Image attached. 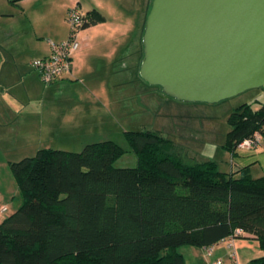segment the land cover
Instances as JSON below:
<instances>
[{
    "label": "trees",
    "instance_id": "obj_1",
    "mask_svg": "<svg viewBox=\"0 0 264 264\" xmlns=\"http://www.w3.org/2000/svg\"><path fill=\"white\" fill-rule=\"evenodd\" d=\"M86 19L83 29L104 21L97 10ZM228 120L233 156L254 133L264 140V105L243 104ZM124 134L133 168L115 166L126 151L111 141L10 163L21 204L0 223V264H185L182 248L211 247L236 230L264 252V176L179 159L156 132Z\"/></svg>",
    "mask_w": 264,
    "mask_h": 264
},
{
    "label": "rangeland",
    "instance_id": "obj_2",
    "mask_svg": "<svg viewBox=\"0 0 264 264\" xmlns=\"http://www.w3.org/2000/svg\"><path fill=\"white\" fill-rule=\"evenodd\" d=\"M128 1L24 0L11 3L10 0H0V42L7 41L10 32H18L19 40L15 41V49L21 52L26 51L24 69L20 66L17 71L12 65L11 76L6 85L8 89L0 93V214H2L3 220L13 214L21 204V195L10 170V163L35 156L37 150L41 148L39 142L47 140H49V145L43 146L51 149H71L75 153L81 151L78 144H68L66 138L54 136L50 141L49 136H36L34 133H30L27 128L28 124H40L42 120L45 122L42 112L43 114L51 113L54 117L59 116L60 113V107L53 108V105H49V103L59 100L58 93L45 92L42 94L41 88L45 87L40 82L41 80H38L33 68L27 63V60H30L31 65L35 60L36 52L32 53V48L37 45L48 48L50 42L55 43V36L69 34L66 19V12L69 9L78 7L80 11L81 8H87V3L94 2L104 13L99 14L111 20L116 17L121 18L122 15L125 16L121 6ZM132 1L134 5L132 8L133 17H131L133 21L137 19V23L131 24L129 31L134 28L133 35H137L139 61H141V38L145 23V20L142 23L143 10L146 5L147 16L152 0ZM86 14L83 13L85 16ZM112 21L110 23L112 26L119 28L122 26L114 25ZM108 22L110 21L107 20L104 25L108 26ZM85 31L86 29H83L80 32L79 40L86 33ZM118 90L119 93L116 96L122 98L121 103L113 106L106 104L113 114L114 127L108 124L105 133L96 132L89 127L83 131V135L76 133V136L69 138L78 142L85 141L86 145L104 141L114 142L126 151L115 162V166L118 168L136 166V156L130 151L124 133L151 131L171 140V149L179 159L187 162L212 160L216 162L220 172L230 173L233 171L235 173L236 163L240 164L241 158L237 157L233 160L234 156L224 148L227 134L231 130L228 119L232 111L243 104H250L253 109H257L260 104L264 105V87L247 90L215 104L185 103L174 100L166 97L159 87L147 85L140 77L137 84L128 83ZM8 95L13 96L15 100H20L21 103L11 100ZM41 95L45 98L44 102ZM107 119V123H109V118L107 117ZM24 123L27 124L23 125ZM258 146L259 149L264 150V140ZM254 172L253 176L256 174ZM234 242L239 264H242L240 263L242 256L244 258L248 256L252 260L264 255L258 241L253 238L243 236L236 238Z\"/></svg>",
    "mask_w": 264,
    "mask_h": 264
},
{
    "label": "water",
    "instance_id": "obj_3",
    "mask_svg": "<svg viewBox=\"0 0 264 264\" xmlns=\"http://www.w3.org/2000/svg\"><path fill=\"white\" fill-rule=\"evenodd\" d=\"M141 44L139 77L174 100L215 104L262 88L264 0H152Z\"/></svg>",
    "mask_w": 264,
    "mask_h": 264
},
{
    "label": "crops",
    "instance_id": "obj_4",
    "mask_svg": "<svg viewBox=\"0 0 264 264\" xmlns=\"http://www.w3.org/2000/svg\"><path fill=\"white\" fill-rule=\"evenodd\" d=\"M86 5H88L86 6L87 8L80 9L82 14L88 13L91 10H97L101 14L102 10L94 2L87 3ZM133 5L132 0H129L126 4H122L121 8L124 9L125 16H120L122 19L118 17L111 19L114 25H122L120 28L118 26H112L110 24L111 20L104 16L102 23L86 28V33L79 40L80 48L72 56L69 73H66L54 83L50 85L43 84L40 81L38 73L33 69L37 74L38 80L45 87L41 88L42 94L45 92L58 93L59 100L49 103V105H53V108L60 107V113L59 116L54 117L51 113L43 114L42 112L43 117H45V122L42 120L40 124H28L27 128L30 130V133H34L36 136H49L50 141L52 139L51 137L60 136L66 138L68 144H78V148L80 147L82 150L87 142H78L75 139L69 138L76 136V133L83 135V131L89 127L96 130V132L101 131L105 133L108 124L111 127L115 126L114 119L112 118L113 114L106 107V104L113 106L121 103L122 98L116 96L119 93L118 89H121L125 84L133 82L137 84L139 81V66L141 62L139 61V45L136 39L137 35H133L134 28L129 31L131 24L137 23V19L134 21L132 19ZM146 7L145 5L142 23L146 19ZM107 20L110 21L108 22V26L104 25ZM67 37L68 33L57 35L55 36V43L64 41ZM18 40V32H10L7 36V41L0 42V55L2 57L0 64V87L2 91L0 93L8 89L6 85L11 76L12 65L15 66L17 71H19L20 66L24 69L26 65V51L21 52L15 49V41ZM34 52H36L35 60L47 57L50 54V46L48 45V48H44L37 45L35 48H32V53ZM30 62V60H27L29 66H31ZM41 96L44 102L45 98L43 95ZM8 98L16 103H21L20 100H15L11 95H8ZM107 117L109 118V123H107ZM26 124L24 123L23 125ZM48 141L39 142L41 148L38 150L51 149L43 146L47 145ZM258 147L249 150L237 149L235 151L236 156L234 155V158L232 157L233 160L237 157L241 158L240 164L236 163V171L249 166V172L252 178L264 176V150ZM62 151L72 152L71 149ZM255 170L257 171L254 172ZM253 172L256 173L255 176H253ZM230 173L234 172L231 171ZM1 217L2 214H0V223L3 220ZM246 238L252 237L246 236ZM180 252L183 255L185 264H214L219 259L222 261V264H233L230 251L221 243L215 245L209 255L205 252L204 248L196 247H185ZM236 258L239 264L237 255ZM241 258L240 263L242 264H246L249 259L251 260L248 256H245V258L242 256Z\"/></svg>",
    "mask_w": 264,
    "mask_h": 264
},
{
    "label": "built area",
    "instance_id": "obj_5",
    "mask_svg": "<svg viewBox=\"0 0 264 264\" xmlns=\"http://www.w3.org/2000/svg\"><path fill=\"white\" fill-rule=\"evenodd\" d=\"M66 19L69 26L67 39L59 43L50 42V54L47 57L36 59L31 63L32 68L36 70L40 80L45 85H50L66 73H69L72 56L80 48L79 35L87 20L86 16L79 11L78 7H74L67 11ZM262 128L264 129V122ZM262 140L261 134L256 132L252 138L245 139L238 144L237 149H253L257 147ZM240 235L241 231L236 230L232 235L219 242L224 244L230 251L233 264H238L234 249V240ZM214 246L205 247V252L208 255L211 254ZM214 264H222V261L219 259Z\"/></svg>",
    "mask_w": 264,
    "mask_h": 264
}]
</instances>
